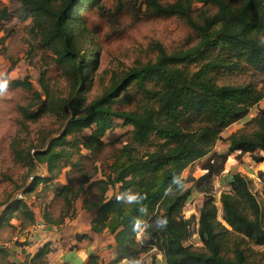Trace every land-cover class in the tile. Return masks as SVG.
<instances>
[{
	"label": "trees",
	"instance_id": "obj_1",
	"mask_svg": "<svg viewBox=\"0 0 264 264\" xmlns=\"http://www.w3.org/2000/svg\"><path fill=\"white\" fill-rule=\"evenodd\" d=\"M103 1L10 0L18 17L31 19L37 48L50 53L48 60L61 71L67 91L56 92L48 72L41 74L40 91L29 76L9 84L21 95L14 109L18 136L30 138L31 125L46 118L64 129H40L35 141L11 143L15 164L28 172L18 189L30 194L43 184L45 196L54 189L52 205L59 206V215L45 211L38 222L25 200H10L0 227L16 219L21 232L60 228L77 216L76 203L82 200L83 209L97 211L90 233L114 235L118 258L112 264H141L142 255L150 252H155L150 264H159L158 255L163 264H264V212L251 179L236 172L222 180L228 186L220 197L225 223L214 193L229 156L239 152L238 159L264 162V110L222 138L263 100L253 76H244L251 70L264 73V0H141L140 8L150 17L178 20L184 36L171 48L151 42L131 65L117 59L102 69L96 32L79 12L101 10ZM11 17L0 2V24ZM88 46L93 48L84 53ZM128 126L132 129L116 141H104L107 133ZM221 140L229 144L228 153H214L203 176L185 180L184 171ZM144 146L153 151L142 154ZM99 163L107 173L102 170L103 178L95 180ZM42 168L48 177L38 175ZM64 172L67 183L53 184ZM193 190L203 195V203L198 218H186ZM193 226L201 247L185 244ZM77 239L84 242L89 236ZM6 252L0 247L7 258ZM51 252V243L45 244L30 264H49ZM73 252L66 261L84 264ZM85 264L102 263L89 254Z\"/></svg>",
	"mask_w": 264,
	"mask_h": 264
},
{
	"label": "rangeland",
	"instance_id": "obj_2",
	"mask_svg": "<svg viewBox=\"0 0 264 264\" xmlns=\"http://www.w3.org/2000/svg\"><path fill=\"white\" fill-rule=\"evenodd\" d=\"M2 6H6L12 12V17L0 24V220L4 217V212L9 208L10 204H14L17 199L25 200L34 211L37 221H43L45 211H53L54 215H59L58 205H52L54 198V189H50L46 196L43 192L44 185L41 184L35 192L25 194L24 189L19 190L18 187L24 184V180L28 172L22 165L14 162L11 152V143L13 140L35 141L37 132L41 129L47 133L55 131L62 132L64 129L54 118H46L40 124L31 125V137L27 138V134L19 133V125L16 121L14 109L16 103L21 102V95L15 89L9 87V84L15 80H22L26 76L30 77L31 82L36 90H41L39 80L43 72H48L46 78L52 85L56 86V92L62 94L66 89V84L61 78V71L57 69L53 62L48 60L49 52L38 50V43L31 34V19L22 20L16 15V5L10 0H0ZM141 0H104L101 10H81L80 17L87 22L90 29L95 30L96 48H101L103 53L102 69L107 67L113 60L119 59L127 65L133 64L135 58L141 50L151 42H160L166 47L175 46L184 36L181 33L182 26L178 20H164L150 17L145 13L144 7L140 8ZM201 8L197 5L196 9ZM93 47L88 46L84 53H87ZM250 76H253L251 78ZM245 78L250 77L258 83L259 88L264 87V73L250 71ZM23 94V93H22ZM264 110V102L252 108L248 117L231 127H229L222 135L226 138L232 133L245 127L256 114ZM119 126L123 125L122 121H117ZM86 130L84 135L88 136L92 130ZM132 128L122 127L113 132L107 133L104 141L111 143L119 137L130 131ZM18 136V138H17ZM229 144L224 140L217 143L214 151L206 158L195 162L183 173V178L187 180L189 177L200 178L206 172L204 166L212 161L214 153L227 154ZM142 154L151 152L153 149L144 146L140 148ZM86 153V152H83ZM264 155V154H263ZM239 152L229 156L225 166L222 179L216 180L214 183V193L217 197V205L219 208V219L225 223L223 217L222 205L220 201L221 193L228 191V186L222 180L232 173H241L251 179V189L257 196L259 203L264 212V197L262 195L264 188V178H260V172L264 168L252 161L250 156L237 158ZM100 173L95 180L102 179V170L107 173V168L99 163ZM67 169L65 172H68ZM65 172L53 184L65 185L67 183ZM38 175L48 177L46 169H39ZM31 180V179H30ZM27 180V185L31 181ZM50 186V185H48ZM192 183L187 184L190 188ZM52 188V187H51ZM118 192L110 190L108 196L111 198ZM194 200L184 208V215L190 218L192 215L199 217L200 209L203 203V195L193 190ZM53 209H52V208ZM77 216L73 220H66L65 225L60 228L46 230L45 226L33 230L28 228L25 232H21L19 228L20 221L12 219L10 224H4L0 227V247L9 251V258L0 254V264H30L31 256L45 244L51 243L52 252L48 255L49 264H61L59 261L61 249L68 247L78 248L81 245L82 252H86L87 258L89 254L99 257L102 264H112L117 260V246L114 235L110 233L92 234L90 233V223L96 217L97 211L83 209L82 200L77 201ZM33 230V231H32ZM38 232H41V236ZM45 232V233H43ZM89 236L84 242L78 241V236ZM38 242L35 238H40ZM140 236L139 238H141ZM60 244L58 248L55 244ZM186 245H194L201 247L202 243L196 233L195 226L191 229V235L188 237ZM78 250V249H77ZM155 252L142 255L141 264L144 262L150 264L151 256ZM84 255V254H83ZM159 264H163V258L158 255Z\"/></svg>",
	"mask_w": 264,
	"mask_h": 264
},
{
	"label": "crops",
	"instance_id": "obj_3",
	"mask_svg": "<svg viewBox=\"0 0 264 264\" xmlns=\"http://www.w3.org/2000/svg\"><path fill=\"white\" fill-rule=\"evenodd\" d=\"M238 157V156H237ZM264 164V162L263 163H261V164H259L258 166H262ZM258 172H264V168H262V170H258ZM33 230H37V228H35L34 227V229ZM32 230V231H33ZM37 231H39V230H37ZM39 233V235L41 236V232H38ZM43 233H45V232H43ZM36 240H38V242H40L41 241V237L40 238H35ZM63 242H60L59 244L57 243V244H55V246L58 248V246H61L60 244H62ZM42 245V244H41ZM40 245V248L42 247ZM81 245H78V250L76 249V248H72V247H68V248H66L65 247V249H61L58 253L60 254V258H59V261H60V263L61 264H72V263H70V262H67L66 261V258L68 257H70V254L72 253V249H73V253H75L76 254V256L78 257V258H81L82 259V261H83V263L85 264L86 263V258L88 257L87 256V254H86V252H82V250H81ZM39 248V249H40ZM38 249V250H39ZM38 250H36V252L30 257L31 259L35 256V254L38 252ZM8 253H9V251H7ZM6 252V253H7ZM84 254V255H83ZM86 258H85V257ZM7 258H9V256H7Z\"/></svg>",
	"mask_w": 264,
	"mask_h": 264
},
{
	"label": "built area",
	"instance_id": "obj_4",
	"mask_svg": "<svg viewBox=\"0 0 264 264\" xmlns=\"http://www.w3.org/2000/svg\"><path fill=\"white\" fill-rule=\"evenodd\" d=\"M262 92H263V100H262V102H264V87L262 88Z\"/></svg>",
	"mask_w": 264,
	"mask_h": 264
},
{
	"label": "clouds",
	"instance_id": "obj_5",
	"mask_svg": "<svg viewBox=\"0 0 264 264\" xmlns=\"http://www.w3.org/2000/svg\"><path fill=\"white\" fill-rule=\"evenodd\" d=\"M0 87H2V86H0Z\"/></svg>",
	"mask_w": 264,
	"mask_h": 264
}]
</instances>
